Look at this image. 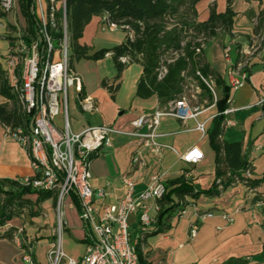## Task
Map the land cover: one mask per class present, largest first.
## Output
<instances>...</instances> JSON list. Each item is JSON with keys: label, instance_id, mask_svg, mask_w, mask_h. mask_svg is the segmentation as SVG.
Returning <instances> with one entry per match:
<instances>
[{"label": "crops", "instance_id": "0c3cea01", "mask_svg": "<svg viewBox=\"0 0 264 264\" xmlns=\"http://www.w3.org/2000/svg\"><path fill=\"white\" fill-rule=\"evenodd\" d=\"M48 1L43 0V5L46 6ZM53 1L58 8L61 6V0ZM230 3L235 13L231 31L206 43L201 55L215 76L228 85L227 68L238 60V50L247 47L257 36L262 39L258 52L251 57L248 78L236 89H229L227 106L233 110L224 117L229 123L223 124L221 139L240 142L249 165V178L264 179V103H259L264 99V0H230ZM211 6L217 13H223L227 0L197 1L194 5L196 20L206 21ZM101 17L93 16L78 39L90 55L121 44L127 35L120 29H103ZM26 26L18 0H12L8 10L2 7L0 0V66L12 87L19 83L21 66H17V60L13 61V58L18 37ZM229 42L231 50L227 60L223 49ZM71 68L79 75L81 86L79 91L74 87L68 89L70 130L80 132L87 126L101 124L112 128L108 143L92 158L90 167L91 184L106 191L105 202L113 203L125 194L126 188L120 180L124 172L135 180L134 195L147 187L153 173L163 175L167 190L178 186V183L169 184L170 181L183 177L194 192L211 187L215 181V152L208 134L218 112L215 103L204 105L195 118L184 121L168 114L160 116L153 137L160 152L144 147L145 165L134 169L130 165V154L138 144V136L134 133L133 121L166 107L159 103L156 95L142 98L136 94L142 65L138 62L127 64L115 80L117 70L109 51L98 59L73 61ZM102 81L118 85L112 97ZM202 97L205 103L210 100L208 92L202 93ZM86 98L92 101V108L83 106L82 100ZM6 102L7 98L0 94V104ZM196 121L204 122L203 132L196 128ZM55 123L62 128L61 115L55 118ZM146 131L144 126L139 129V132ZM193 146L201 150L203 157L196 164H187L180 155ZM34 172L26 150L0 123V179L21 180ZM28 198L34 202L36 194H30ZM171 198L179 206L161 224L155 222V201H144L154 220L143 235L139 236L141 209L128 217L131 239L139 245L145 264H223L229 258L243 259L242 264H264V180L250 186L238 181L213 195L201 193L194 197L185 193L182 196L172 194ZM180 205L182 210H179ZM62 208L65 220L63 249L69 256L79 258L88 243L80 218V205L70 194ZM33 210L38 214L31 216L23 212L3 226L2 231L12 229V238L0 236V264H28L23 255L29 247L33 264H49L47 251L54 241L57 225L54 196L33 205ZM200 213L210 215L199 220ZM225 216L231 217L232 221L228 222ZM197 220V233L190 237L189 227ZM15 235L18 236L16 239Z\"/></svg>", "mask_w": 264, "mask_h": 264}, {"label": "built area", "instance_id": "2783aa9c", "mask_svg": "<svg viewBox=\"0 0 264 264\" xmlns=\"http://www.w3.org/2000/svg\"><path fill=\"white\" fill-rule=\"evenodd\" d=\"M12 0H1L4 9L10 8ZM60 9V24L62 37L56 43L50 36L48 29L56 28V11ZM32 12L34 13L39 35L33 39L30 45L25 44L22 35L16 55L13 61L20 58L19 83L13 86L16 93L18 105L26 113H33V123L27 128L22 126L10 129L4 126L17 143L23 147L30 157L34 175L19 180L23 186H29L35 191L50 192L55 198V211L57 225L54 230V241L47 251L49 264H142L139 261L135 243L131 239L128 217L130 214L141 209L139 215L140 235L148 231L154 220L149 215V207L145 200H153V209L158 212L160 206L158 200L164 195L166 188L161 173H153L149 184L138 195H134L135 180L127 173L120 175V180L125 186V194L113 203L104 201L106 191L102 188H94L91 184V161L99 153L100 148L108 143V137L112 128L109 125L87 126L80 132H72L69 127L68 116V89L74 87L80 90L81 79L73 71L69 64V37L66 27L65 0H61L58 8L53 0H49L46 6L43 0H33ZM103 29L113 31L120 29L132 38V30L129 26L111 21L106 14L101 17ZM206 37L199 35L195 41V54H200L206 44ZM261 38L255 37L247 47L238 50L239 56L235 63L229 64L227 68V79L229 89H236L247 78L249 72V60L255 55L261 46ZM43 43L42 45H40ZM231 42L224 46L223 54L229 59ZM122 63L128 62L127 56L119 57ZM170 61V60H169ZM163 74L166 72L161 67ZM197 78L206 88L211 90L212 102L217 100L214 91V79L211 76L204 77L196 71ZM184 79L185 72L181 73ZM200 78V79H199ZM194 85L185 80L184 89L192 90ZM197 89V87H196ZM230 99L227 98L229 105ZM83 106L92 108V101L82 100ZM259 103H264L261 99ZM202 106H190L182 94L175 100L166 104L164 109H157L152 113L145 114L133 121L134 133L138 136V144L130 154V165L136 169L145 165L142 157V149L151 147L155 153L160 152L159 145L154 141L155 128L159 123L160 116L172 115L182 121L195 118L203 109ZM233 109L227 106L222 114L226 116ZM61 115L63 126L58 128L55 118ZM30 123V122H29ZM229 121L224 120L223 124ZM146 127V132H139L141 127ZM196 128L204 131V122L196 121ZM203 157L201 150L190 147L180 158L187 164H196ZM247 178L249 171H245ZM188 176V173L185 174ZM75 193L80 205V218L85 229L88 243L85 252L74 258L66 254L62 248V234L65 227L62 205L65 197ZM208 213H200L198 219H203ZM226 217L228 222L231 217ZM198 220L191 223L189 236L194 237L197 233ZM18 236L15 235L16 239ZM24 261L33 264L30 258V247L23 255Z\"/></svg>", "mask_w": 264, "mask_h": 264}, {"label": "trees", "instance_id": "16d2710c", "mask_svg": "<svg viewBox=\"0 0 264 264\" xmlns=\"http://www.w3.org/2000/svg\"><path fill=\"white\" fill-rule=\"evenodd\" d=\"M199 0H65L66 27L69 37V64L81 58L98 59L107 52H112V58L117 70L115 80L120 77L122 70L131 62H138L142 65L143 72L140 76L136 94L146 98L156 95L160 104L177 99L183 92L185 79L181 76L185 72L187 76H194L199 71L204 77L211 76L217 87L221 90V96L216 100L218 112L212 119V129L209 132L211 148L215 152V181L207 190L194 192L193 188L186 183V179L178 178L170 181L169 184L178 186L167 190L162 198L158 200L160 206L155 222L161 224L171 214L175 207L179 206L171 198L172 194L182 196L189 193L196 197L203 193L213 195L230 184L238 181L246 184L256 185L264 179L251 180L245 175L249 171L247 160L242 154L240 142H226L221 139L223 132L224 115L222 111L227 107L229 87L224 80L215 76L209 64L201 59L200 54H195V47L198 43L195 39L199 35L206 37V43L229 33L233 25L235 13L231 8L230 0L223 13H217L213 6L210 8L209 17L206 21L196 20L195 3ZM20 9L26 18L27 26L22 38L25 44L30 45L31 41L39 35V28L34 13L31 10L33 0H18ZM106 14L108 18L118 24L127 25L131 28L133 37L126 35L125 40L111 49H101L93 54H88V48L80 45L78 39L83 33L85 25L93 16ZM60 9L56 11L57 26L48 29L51 38L58 43L62 37L60 24ZM41 43L40 45H42ZM127 56L128 62L122 63L119 57ZM170 60V61H169ZM19 65V64H18ZM164 67L166 72L158 79L159 69ZM17 74L19 72L17 71ZM199 84L203 93L208 90L200 81ZM111 97L118 85H108L102 81ZM0 94L7 98L8 102L0 104V123L13 129L17 126L27 128L33 113H26L18 105L16 93L9 85L4 70L0 66ZM210 100L205 106L212 102ZM200 101L203 97L200 96ZM186 180V181H185ZM14 189H6V187ZM36 194V200L32 202L28 195ZM74 202L79 205L78 197L72 193ZM50 192L35 191L29 186H23L19 180L0 179V236L12 238V229L2 231L6 222L14 216L23 213L25 207L39 205L46 198L51 197ZM76 198V199H75ZM181 205H180V209ZM38 211L30 210L29 215L35 216ZM139 261L142 264L139 245L135 244ZM243 259L229 258L223 264H242Z\"/></svg>", "mask_w": 264, "mask_h": 264}, {"label": "rangeland", "instance_id": "374dc122", "mask_svg": "<svg viewBox=\"0 0 264 264\" xmlns=\"http://www.w3.org/2000/svg\"><path fill=\"white\" fill-rule=\"evenodd\" d=\"M19 38V37H18ZM18 38H16V40L18 39ZM260 48V47H259ZM232 56V55H231ZM254 56V55H253ZM252 56V57H253ZM200 57H201V59L203 58L202 57V55H201V53H200ZM203 60V59H202ZM21 60H20V58H18L17 59V66H18V64L19 65H21L20 62ZM250 61L251 60H249V63H250ZM161 73H163V70H161V69H159V71H158V74H157V77H158V79H159V77L162 75ZM194 76L196 77L197 76V74H196V72H195V74H194ZM200 79V78H199ZM185 80L187 81V83H192L193 85H194V87H193V89L192 90H190V89H184V91H183V96L186 98V101H187V103L190 105V106H202V104H204L205 103V101H200V96H201V94L203 93V90H202V88H201V85L199 84V81H198V79H196V78H194V77H192V76H187L186 78H185ZM215 85H214V91H215V93H216V97H217V99L221 96V90H219L220 88L219 87H217V85H216V83H214ZM196 87H197V89H196ZM207 90H208V93H210V95H211V90L209 89V88H207ZM14 189L13 187H6V189ZM66 198V197H65ZM0 199H2V198H0ZM65 200V199H64ZM63 204H64V201H63ZM62 207H63V205H62ZM63 209V208H62ZM30 210H33V205L31 206V207H25L24 208V210H23V214H29V211ZM63 219H64V214H63ZM64 234H65V232L63 231V234H62V239H63V237H64ZM62 248H63V246H62ZM64 250V249H63ZM65 252V251H64Z\"/></svg>", "mask_w": 264, "mask_h": 264}, {"label": "water", "instance_id": "95a60500", "mask_svg": "<svg viewBox=\"0 0 264 264\" xmlns=\"http://www.w3.org/2000/svg\"><path fill=\"white\" fill-rule=\"evenodd\" d=\"M32 123H33V118H31V120H30V123H29L30 127L32 126Z\"/></svg>", "mask_w": 264, "mask_h": 264}]
</instances>
